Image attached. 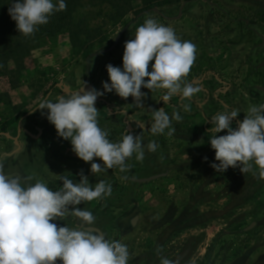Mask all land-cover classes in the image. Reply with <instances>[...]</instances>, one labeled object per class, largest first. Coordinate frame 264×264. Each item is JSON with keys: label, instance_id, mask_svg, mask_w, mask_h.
I'll list each match as a JSON object with an SVG mask.
<instances>
[{"label": "clouds", "instance_id": "clouds-1", "mask_svg": "<svg viewBox=\"0 0 264 264\" xmlns=\"http://www.w3.org/2000/svg\"><path fill=\"white\" fill-rule=\"evenodd\" d=\"M66 8L65 0H15L8 12L18 32L30 36L38 26L47 24L54 12ZM196 53L194 43L181 40L172 27L149 17L136 28L134 38L125 41L122 68L106 65L110 83L102 82L104 91L85 88L83 82L77 91L60 95L55 102L45 99L35 109L47 110V120L57 136L69 140L75 155L91 163L92 174L114 167L126 172L130 168L126 161L133 154L137 161L144 160L145 146L140 135L128 131L119 142L108 138L109 133L98 123V97L114 91L122 99L132 97L137 106H142L146 97L142 88L165 90L160 100L167 103L179 96L183 110L190 112L191 104L183 101H190L200 91L186 82ZM238 116L237 110H226L210 119V145L218 162L210 166L216 172L223 173L231 167L245 174L252 172L255 165L258 173L253 175L264 180V104L250 105L243 120L237 119V127L233 128ZM172 120H182L179 111L170 117L164 108L153 109L149 130L153 135L168 130L171 136L175 132ZM137 127L144 128L145 124L137 123ZM158 147L155 141L147 144L149 152ZM96 158L102 163L94 162ZM79 175V182L59 175L62 186L53 191L41 180L25 186L22 181H31L32 176L6 175L0 163V264H128L127 246L83 227L93 225L96 218L91 211L77 207L111 196L112 185L99 180L93 187L82 170ZM66 217L77 218L78 226L69 228L53 222ZM160 264L179 262L161 257Z\"/></svg>", "mask_w": 264, "mask_h": 264}, {"label": "flooded vegetation", "instance_id": "flooded-vegetation-1", "mask_svg": "<svg viewBox=\"0 0 264 264\" xmlns=\"http://www.w3.org/2000/svg\"><path fill=\"white\" fill-rule=\"evenodd\" d=\"M238 6L236 0H186L142 10L108 45L87 55L77 72L68 74L67 78L49 88L40 102L45 99L55 102L58 96L77 91L83 82L85 88L104 91L102 82L110 83L106 65L122 68L125 41L133 39L136 28L151 17L156 21L158 19L160 24L172 27L181 40H189L196 45V59L186 82L200 88L190 101H183L191 104L190 112L183 110L179 96H173L167 103L160 100L165 90L156 91L155 108H164L170 117L174 111H179L182 120H172V127H181V131L185 128L188 131L192 120H198L201 132L209 139L212 116L226 110H237L239 116L232 123L235 128L236 120L242 121L247 114V101L255 106L264 104V16L258 11L257 17L251 18L244 11L238 12ZM187 22L190 27L186 26ZM231 68L233 74L228 72ZM141 91L146 93V88ZM39 103L0 131V163L4 165L5 174H19L25 178L32 176L31 181L22 183L27 186L41 180L53 191L62 186L59 175L79 182L81 170L93 187L99 180L106 181L112 185L111 196L84 202L77 207L91 211L96 218L93 225L83 227L102 233L110 241L123 243L141 220L137 206L140 187L149 186L167 174L169 165L160 157L167 151L166 139L163 134L151 133L149 140L155 139L159 145L155 152H149L147 145L143 144L145 152L156 154V163L147 156L143 161H137L133 154L126 161L130 165L126 172L114 167L92 174L91 163L79 159L72 151L71 142L57 136L55 127L47 120V110L41 112L35 109ZM146 104L145 98L143 105L137 106L132 97L125 100L114 91L105 93L98 97L95 104L99 111V126L109 133L108 138L112 142L122 140L128 131L140 135L144 143L142 136L150 132L152 120V116L145 120L141 117ZM118 116L123 120L121 124L115 119ZM137 123H143L145 127H137ZM224 134L226 131L217 135ZM94 162L102 163L98 158ZM53 222L58 226H78L75 217Z\"/></svg>", "mask_w": 264, "mask_h": 264}, {"label": "rangeland", "instance_id": "rangeland-1", "mask_svg": "<svg viewBox=\"0 0 264 264\" xmlns=\"http://www.w3.org/2000/svg\"><path fill=\"white\" fill-rule=\"evenodd\" d=\"M184 1L165 0L157 6ZM236 1L240 5L238 12L244 11L245 15L256 18L259 11L264 16V0ZM153 7L144 6L137 0L126 13L115 14L110 5L94 7L84 3L74 17L76 20L87 17L89 35L85 34L75 43L67 34L44 42V46L27 60V68L16 88H12L8 79L0 77V131L38 104L56 82L77 72L87 55L108 45L140 11ZM186 26L190 27V23ZM95 29L98 33L94 35ZM247 105L249 108L250 102L247 101ZM236 171L239 177L232 190L233 219L217 221L211 235L195 228L189 236L167 237L159 242L154 239L155 232L140 231L137 234L133 231L123 242L129 251L128 264H160L161 257L178 260L179 264H264V180L253 175V172L258 173L255 165L249 173L243 174L239 168ZM139 213H143V209ZM66 226L76 228L73 224ZM222 229H229L231 236H219ZM181 243L185 245L180 249Z\"/></svg>", "mask_w": 264, "mask_h": 264}, {"label": "crops", "instance_id": "crops-1", "mask_svg": "<svg viewBox=\"0 0 264 264\" xmlns=\"http://www.w3.org/2000/svg\"><path fill=\"white\" fill-rule=\"evenodd\" d=\"M228 72L234 73L232 68ZM156 91L146 89L147 104L141 114L144 120L151 117L153 109H156ZM115 119L120 124L123 121L119 116ZM173 128V135L169 136L168 130L163 134L167 151L160 157L169 165L166 176L149 186L140 187L137 197V206L139 210L143 209V213H140L141 220L134 232H155L157 234L154 239L157 242L167 237L189 236L195 228L211 235L217 221L228 222L233 219L232 190L239 177L236 168L230 167L222 173L210 166L218 162L215 161V151L211 148L210 139L201 132L198 120H192L188 131L186 128L185 131H181V127ZM150 135L151 132L143 134V144L156 142L152 138L149 140ZM145 156L154 159L153 163L157 162L155 153L145 152ZM219 236H231V231L222 229ZM184 245L185 243H181L178 246L181 249Z\"/></svg>", "mask_w": 264, "mask_h": 264}, {"label": "trees", "instance_id": "trees-1", "mask_svg": "<svg viewBox=\"0 0 264 264\" xmlns=\"http://www.w3.org/2000/svg\"><path fill=\"white\" fill-rule=\"evenodd\" d=\"M135 1L137 0H65L66 10L54 12L47 24L38 26L34 34L24 36L18 32L16 22L8 12L15 0H0V77L8 79L12 88H16L27 68V60L35 50L44 46V42L57 40L60 35L67 34L75 43L85 34L89 35L91 30L87 25V17L78 20L74 17L76 10L84 3L94 7L110 5L115 14H124ZM140 1L144 6L153 7L165 0ZM53 3H57V0H53ZM93 32L95 35L98 30Z\"/></svg>", "mask_w": 264, "mask_h": 264}, {"label": "water", "instance_id": "water-1", "mask_svg": "<svg viewBox=\"0 0 264 264\" xmlns=\"http://www.w3.org/2000/svg\"><path fill=\"white\" fill-rule=\"evenodd\" d=\"M2 135L9 136V134H2ZM151 179L153 180L154 178H151ZM142 181H146V180H142Z\"/></svg>", "mask_w": 264, "mask_h": 264}]
</instances>
